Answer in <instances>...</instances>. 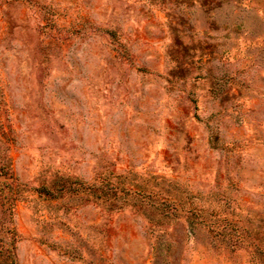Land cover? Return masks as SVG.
Wrapping results in <instances>:
<instances>
[{
  "label": "rangeland",
  "instance_id": "rangeland-1",
  "mask_svg": "<svg viewBox=\"0 0 264 264\" xmlns=\"http://www.w3.org/2000/svg\"><path fill=\"white\" fill-rule=\"evenodd\" d=\"M0 264H264V0H0Z\"/></svg>",
  "mask_w": 264,
  "mask_h": 264
}]
</instances>
